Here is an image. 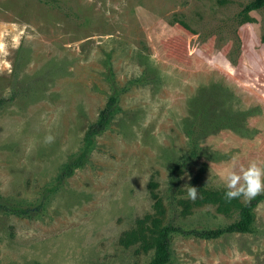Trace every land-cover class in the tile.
<instances>
[{
    "label": "rangeland",
    "instance_id": "374dc122",
    "mask_svg": "<svg viewBox=\"0 0 264 264\" xmlns=\"http://www.w3.org/2000/svg\"><path fill=\"white\" fill-rule=\"evenodd\" d=\"M249 1L0 0V204L32 208L0 209V264H148L153 247L119 243L138 219L151 243L167 221L240 217L243 198H216L233 158L264 161V7L244 21ZM167 67L208 82L184 111ZM113 92L111 121L58 182ZM202 190L216 200L197 203ZM254 212L252 232L171 233L167 264H264V199Z\"/></svg>",
    "mask_w": 264,
    "mask_h": 264
},
{
    "label": "trees",
    "instance_id": "16d2710c",
    "mask_svg": "<svg viewBox=\"0 0 264 264\" xmlns=\"http://www.w3.org/2000/svg\"><path fill=\"white\" fill-rule=\"evenodd\" d=\"M264 7V0H251L246 3L240 11V15L245 20H248V13L253 10H257ZM180 63V62H179ZM191 63V60H190ZM182 64V63H181ZM204 87V85H202ZM200 86L198 91L203 89ZM118 97L117 93L113 92L108 96V99L104 105V107L99 111L97 118L88 125L87 130L84 134L83 145L77 154L72 155L60 168L59 173L57 175L58 182H61L63 179L71 176L73 172L81 167L85 162L90 149L93 145L94 138L99 133H101L111 121L114 113L117 111L118 106ZM152 187L155 186V183L152 182L150 184ZM202 198L196 200L199 202L213 201L215 198V192H210L207 190H202ZM155 197V195L153 194ZM219 199L220 205L224 204V209H227V206L232 203V206L236 205V199L227 200L224 196L216 198ZM215 199V200H216ZM264 199V192L257 195L254 199L250 201H246L241 206V214L240 217L229 223L225 226H218L214 228H183L181 225L174 224L172 221H167L161 228L156 231L155 236L151 237L153 240L151 243L147 242L146 233L143 231V224L150 218L149 215H146L142 219H138L139 229L125 231L122 233L119 238V243L127 246L136 240H141L142 248L147 250L150 247L154 249V255L151 261L148 264H167L171 259V250H170V235L173 232H180L183 235H193L200 238H217L223 234L231 233V232H252L255 230V222L256 216L254 212V208L257 204ZM154 208L157 213H162L160 200L156 198L154 202ZM0 209L15 215L20 216H30L32 213V208L27 206H18V205H4L0 204ZM159 218L154 217L150 220L153 228L158 227ZM150 239V237H148Z\"/></svg>",
    "mask_w": 264,
    "mask_h": 264
},
{
    "label": "clouds",
    "instance_id": "9594fccd",
    "mask_svg": "<svg viewBox=\"0 0 264 264\" xmlns=\"http://www.w3.org/2000/svg\"><path fill=\"white\" fill-rule=\"evenodd\" d=\"M51 136L46 137L51 142ZM220 186L224 191V197L227 200L243 198L245 201L254 199L257 195L264 192V161L249 160L247 164L233 163L223 168L218 173ZM197 195V188L189 186L188 198L194 199Z\"/></svg>",
    "mask_w": 264,
    "mask_h": 264
},
{
    "label": "water",
    "instance_id": "95a60500",
    "mask_svg": "<svg viewBox=\"0 0 264 264\" xmlns=\"http://www.w3.org/2000/svg\"><path fill=\"white\" fill-rule=\"evenodd\" d=\"M167 68L169 70V77L172 82L171 84H173L171 86L174 87V89H176V91L178 92V94L174 96L175 100L173 102V107L176 110L184 111L186 100L193 96L200 86L205 85L208 82H204L200 79H192L193 81H191L186 77V74L181 70H178V68ZM188 81H190L191 83H189ZM171 92H174V90ZM260 117H263V115ZM262 158L260 159L261 161L263 160Z\"/></svg>",
    "mask_w": 264,
    "mask_h": 264
}]
</instances>
